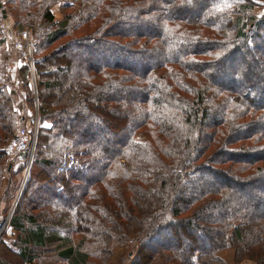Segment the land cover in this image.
Listing matches in <instances>:
<instances>
[{"label": "trees", "instance_id": "16d2710c", "mask_svg": "<svg viewBox=\"0 0 264 264\" xmlns=\"http://www.w3.org/2000/svg\"><path fill=\"white\" fill-rule=\"evenodd\" d=\"M57 1L9 0L22 19L16 26L40 18L49 28L35 51L36 104L24 67V94L8 92L13 84L0 79L2 198L21 182L3 172L25 170L28 158L14 172L5 148L35 109L38 116L35 151L9 221L13 264H110L129 242L136 252L116 263L264 264V127L251 129L264 123V13L254 12L264 0H74L77 11L59 22L50 11ZM3 21L0 12V45ZM127 21H154L155 31H121ZM77 47L115 59L90 63L72 78L66 50ZM152 55L159 59L134 70ZM118 90L141 98L112 94ZM75 120H94L113 137L102 141L110 146L99 149L87 130L76 136ZM65 146L80 163L54 176ZM201 175L220 181L193 185ZM31 188L38 192L30 197ZM172 228L185 238L188 229L216 235L186 252L173 231L176 244L146 251ZM0 264L12 263L3 255Z\"/></svg>", "mask_w": 264, "mask_h": 264}, {"label": "rangeland", "instance_id": "374dc122", "mask_svg": "<svg viewBox=\"0 0 264 264\" xmlns=\"http://www.w3.org/2000/svg\"><path fill=\"white\" fill-rule=\"evenodd\" d=\"M0 1L3 4V8H2V4H1L0 12H1V10H3L5 12V14H3L2 12L1 13H2V15L6 16L4 18V21L1 25V27L3 25L9 27L13 31V34H16V35L21 34L25 29H29L30 37H31L30 40H33L32 41L33 45L31 48V54L33 56V62H30V63L25 65L24 63H22L23 62L22 58L12 50L11 45L9 43H7V41H5V39H4V44L0 45V79H2L6 84H13V87L11 86L12 88L10 87L9 90L7 89L8 92L11 89H13L14 91L16 90L20 95H22V94H24V91L22 88L23 83H22L21 77H22V71H23V67H24L26 69V72H25L26 76L29 78L28 79L29 87L31 90H33V97L35 98V104H36V102H37L36 91H35L36 83H34L35 68L33 67L34 61L36 59L35 51H36L37 42H38L39 38L40 39L43 38L42 35L45 34L49 28H47V25H45L44 21L41 20L40 18L36 19L35 21H31V25L30 24L26 25V23H24L22 25V27L19 28V25L18 26L15 25L16 24L15 21H22V19L20 20V19L14 18V12H13L14 8H13V6L9 5V0H0ZM67 3H70L69 7H66ZM77 9H78V4L75 3L74 0H58L56 3H54L50 6V11H52V13L54 15V21H58V22L60 20H62L65 13L75 12V11H77ZM254 12H255V15H257V16L264 13V4L258 5L257 7H254ZM19 16H20V12H19ZM39 26H42V28H44L46 30H43V32L38 33ZM120 30L121 31L122 30L123 31H129V32H132L133 34L137 33V32L151 33V31H155L154 21H151V22L150 21H147V22L127 21V23L122 25ZM1 32H2V28H1ZM4 51H6L8 54L7 58H5L6 52H4ZM97 52L101 55H97L96 52L85 51L81 47L80 48H78V47L77 48H71V49L66 50L67 55L73 60L74 69L72 71L71 77L75 78V77L81 76L83 70L86 69L87 65L90 63L95 64L96 62H99V61L100 62L101 61L109 62V60L111 61V60L115 59V56H112L111 54L107 55L105 53L103 54L100 51H97ZM121 58L123 59V57H121ZM158 59H159V57H157L156 55H152L151 57L144 59L143 62L142 61H138V63L134 62V61H136L135 59L134 60L130 59V61L134 62L133 63V66L135 65L134 70L136 72H138V71H141L144 66L152 64L153 62L157 61ZM124 60H126V59H124ZM112 94L123 95V96L125 95L129 100H131L133 102H136L141 98L140 93L137 91H127V90H120L119 91L118 90V91H112ZM82 114H85V112L83 111ZM30 115H31V112L29 113V116ZM32 119H33V121H32ZM37 119H38V116H37V111L35 109L34 110V117L33 118L31 117V121L29 120V117H28V119H25V121H23L20 124V127L26 128L27 131L29 130L31 132V130H32V134L28 131V134L29 135L31 134L29 137H31L30 139L32 141H31L29 150L26 151V153L21 154V156H22V157L20 156L21 160L16 162L15 166H13L12 169L14 172H16L18 170L16 164H19L20 162L22 163L24 156H26V154H27L28 158H27V164L25 165V168H24L25 170H22L20 172L13 173V174H9L8 171L6 170L5 172H3V175H2V178H6V179L8 178V180L11 181V183L13 182V180H16L15 184L18 183L19 181H21V182H19L20 185L18 187L16 184V185H13L14 186L13 188H11V194L15 191L14 195H13V199L11 198L10 193L8 196L9 199L2 198V196H0V228H1V233H2L0 235V258H1V256L3 257V255L7 256L8 261L11 262L12 264L15 262V257H14L15 254H12L10 246H11V244L13 242L12 240L14 238L11 234V227H9V221H10V218L13 214V210H14V207L16 206V203L21 199L20 195L22 193V190L24 189V185H25L24 182L26 180L25 178H26V175L28 172V166H29V163L32 159L33 151H35L34 150V148H35L34 146L36 143L35 137H37V132H38L37 131V129H38ZM135 119H137V118L135 117ZM135 119L132 118V121H134ZM72 123L75 124L74 129H76V136H79L80 133H83V130H87L88 133L86 135L88 136V138L89 137L90 138H96V144L99 145V146H97V147H99V149H100V146L102 149L108 147L107 145L110 146V144L108 142L106 143V142H102V141L103 140L105 141L106 139H108L110 141L113 137L108 136L104 132L98 131V128H96L97 124L94 120H82V121H76L75 120ZM262 127H264V123L255 125L251 129H254V128L260 129ZM66 148H69L72 151L70 146L69 147L65 146L63 148L62 156L56 161V163L54 165V169H53L54 176H56V174H58V172H59L58 164L60 163V160L63 158V155H64L63 151ZM72 153H73V151H72ZM102 160H103V155L100 151V158H98V161L96 162V166H98V164L101 163ZM7 161H8V156L6 157V160H5L6 164H7ZM78 162L80 163L79 159H78ZM93 173L96 174L97 169H95ZM24 176H25V178H24ZM200 177H202V178L199 181L192 180L191 183L195 182L193 185L200 184L199 185L200 188H205L208 186L213 187V185H216L217 182L220 181V180L218 181V178H215V177H209V178L207 177L206 178L202 175ZM257 183H258V185H261V183L259 181ZM41 185L42 184L38 185L37 187L40 188ZM33 186H35V184ZM199 186L197 188H199ZM232 188L237 193L238 192L240 193L239 188H237L236 186L233 185ZM248 191H250V189H248V190L243 189L242 192L249 194ZM30 192H31L30 193V197H31L32 194L38 192V189L37 188H31ZM51 194H52V192L48 193V198H49L48 200L53 202V203H56L57 198L53 197ZM186 195H188V194H186ZM257 200H258V198H257ZM257 200H255V201L257 202ZM253 208H254V210H256L257 209L256 205L253 204ZM218 215L219 214L216 211L210 213V216L213 218H215ZM197 221H195V222H197ZM2 224H4V226H2ZM173 231L178 233L177 235L179 237V242H182L181 248L184 249L186 252L188 251V249H190V247H192L194 245H200V246L206 247L207 241H210V240L212 241L216 235L215 234L216 232L209 230V231L205 232L204 235L201 236V237L206 238V241H204V240H202V238L199 235L191 234L192 230L188 229V232H186L188 236H186V238H185L184 235L182 237V235L179 232V229L172 228V231L171 230L170 231L165 230V232L158 235L159 237H158V240L156 241V243L151 244L148 247H146V251L156 250V249H158V247H160V245L170 247V245H172V243L176 244V241H177L176 238H178V237L176 235H175V237H174V235L171 236V232H173ZM2 238L5 241H7L8 246L2 245V243H3ZM126 247H127L126 249L118 248L115 250V252H116L115 259L117 257L119 258L122 254L127 253V251L131 250L133 252H136V246L133 245L132 242H129V244ZM225 260L228 261V257L225 258ZM159 264H162V263H159ZM236 264H254V262L250 261L249 259H244L243 261L236 263Z\"/></svg>", "mask_w": 264, "mask_h": 264}, {"label": "built area", "instance_id": "2783aa9c", "mask_svg": "<svg viewBox=\"0 0 264 264\" xmlns=\"http://www.w3.org/2000/svg\"><path fill=\"white\" fill-rule=\"evenodd\" d=\"M2 33L5 41L11 45L12 50L22 58V63L25 65L33 62V56L31 54V48L33 45V40H30V31L25 29L21 34H13V31L7 27L2 26ZM26 128L19 127L14 135L12 136L9 144L5 148L6 155L8 156L7 164L12 165L21 160V154L26 153L29 150L31 140ZM63 158L58 164V170L63 171L70 169L78 163V159L75 157L74 153L69 148L63 151ZM21 156V157H20ZM0 228V235H1Z\"/></svg>", "mask_w": 264, "mask_h": 264}, {"label": "crops", "instance_id": "0c3cea01", "mask_svg": "<svg viewBox=\"0 0 264 264\" xmlns=\"http://www.w3.org/2000/svg\"><path fill=\"white\" fill-rule=\"evenodd\" d=\"M115 256H116V252H115ZM115 256H114V258H113V260H112V262L110 264H118L119 262L116 263V261L119 260L120 258L124 257L125 254H122L119 258L117 257L118 259L117 258L115 259Z\"/></svg>", "mask_w": 264, "mask_h": 264}, {"label": "water", "instance_id": "95a60500", "mask_svg": "<svg viewBox=\"0 0 264 264\" xmlns=\"http://www.w3.org/2000/svg\"><path fill=\"white\" fill-rule=\"evenodd\" d=\"M0 8H1V3H0ZM1 12L3 13V14H5V12L3 11V10H1ZM6 16L5 15H3V19L5 18ZM24 178H25V176H24ZM10 217V216H9ZM5 224V223H4ZM4 224H2V226H4Z\"/></svg>", "mask_w": 264, "mask_h": 264}]
</instances>
